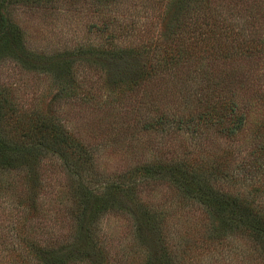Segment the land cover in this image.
Wrapping results in <instances>:
<instances>
[{
    "label": "trees",
    "instance_id": "trees-1",
    "mask_svg": "<svg viewBox=\"0 0 264 264\" xmlns=\"http://www.w3.org/2000/svg\"><path fill=\"white\" fill-rule=\"evenodd\" d=\"M56 1L0 0V69L12 64L29 73L43 72L66 96L76 97L80 80L89 98L94 97L93 82L104 75L112 88L105 91L107 100L97 101L116 109L126 105L133 112L136 134L174 137L186 132L208 143L209 135L224 138L232 149L222 154L220 162H237L238 172L229 179L225 163L226 172L205 170L183 159L165 164L152 159L122 173H104L97 164L99 149L68 129L53 102L45 110L19 104L12 84L0 79V173L23 171L35 177L44 159L60 160L75 206L68 240L42 244L25 236L17 244L0 242V264H122L98 233L97 223L107 214L128 221L130 238L140 246L133 251L141 254L142 264H264V199L259 187L264 182V113L254 121L255 135L244 137L260 110L257 96L261 95L258 100L264 105V25L254 14V4L248 0H172L175 13L166 33L170 40L154 47L158 56L151 44L144 48L142 43L138 48L131 42L117 45L111 32L104 46L90 44L54 57L31 52L21 31L5 22L3 9L10 3L48 6ZM75 1L90 4L104 16L112 9L143 3ZM144 1L161 8L162 0ZM107 28L103 24L97 31ZM143 52L150 61L146 68L135 63ZM75 55L87 56L84 62L95 81L85 83L80 72L83 66L75 62ZM164 77L175 80V93L183 105L181 101L155 102L148 94L139 104L130 101L128 93H143L148 84L160 87ZM116 91L118 99H112ZM243 147H247L245 153ZM229 181L237 186H223ZM159 186L177 197L176 210L169 212L152 201ZM193 208L200 210L199 229L191 233L185 228L186 240L177 234L183 243L171 245L178 231L170 228L167 216L171 213L173 220L188 223L197 217H192ZM235 237L246 241L247 252L231 250L230 254L229 250L227 254L226 247Z\"/></svg>",
    "mask_w": 264,
    "mask_h": 264
},
{
    "label": "rangeland",
    "instance_id": "rangeland-1",
    "mask_svg": "<svg viewBox=\"0 0 264 264\" xmlns=\"http://www.w3.org/2000/svg\"><path fill=\"white\" fill-rule=\"evenodd\" d=\"M248 2L254 4V14L264 25V0ZM142 4L139 2L136 7L128 5L125 9H112L105 16L95 12L90 4L75 0H57L48 6L10 3L5 5L2 13L6 23L15 25L21 31L26 48L44 56L54 57L65 51L77 52L90 44L104 46L110 32L113 42L117 45L123 46L131 42L138 48L142 43L144 48L151 44V49L155 51L154 56H158L154 47L163 46L170 40L166 33L173 21L172 14L175 13L173 3L172 0H162L161 8L152 3L147 4L144 0ZM103 24H107L109 28L97 31ZM145 56L143 52L135 59V63L146 68L150 61ZM86 57L75 55L73 59L83 66L80 72L84 73V81L87 84L91 79L95 81L96 76H91L93 72L86 68ZM0 79L12 84L19 104L45 110L53 102L68 129L99 149L97 164L99 170L104 173H122L137 165L150 163L152 159L162 161L159 163L163 164L183 159L205 170L224 169L226 172L225 163L228 164L226 178L229 179L232 173L236 175L238 172L237 162H220L222 154L227 152V149H232L226 146L224 138L209 135L207 140L211 143H208L202 138L194 139L186 132L174 137L152 133L149 136L136 134L133 127L135 119L131 116L133 112L126 105L116 109L97 101L96 98L107 100L105 91L112 88L104 75L93 82L92 98L88 97L90 94L85 93L83 81L79 80L80 86L75 88L76 97L66 96L51 76L43 72L29 73L12 64L1 67ZM160 81V87L148 84L149 88L143 93L135 96L136 92L133 91L127 96H131V102L135 99L138 104L142 98L145 100L144 96L148 94L155 102L175 101L178 104L181 101L182 104L180 102L179 105H183L182 99L175 93L178 87L175 80L172 77H164L160 78ZM116 93L111 94L112 99H118L119 93ZM260 98L261 95L255 99L260 110L253 115L252 126L249 125L250 128L244 136L246 139L255 135L257 128L253 126L254 121L260 120L261 113H264V105L258 100ZM262 125L264 128V121ZM115 128L127 129L129 133L120 134ZM258 129L262 128L259 126ZM245 150L247 147L242 148L243 153ZM201 160L203 162H200ZM216 177L219 175L216 174ZM223 186L233 188L237 185L229 181ZM259 187L264 199V182ZM152 201L158 207L168 208L169 212L179 204L177 197L163 186L155 190ZM74 210L71 184L60 160L44 159L38 168V176L35 177L23 171L0 173V242L5 246L11 242L17 244L16 242L23 241L25 236L27 241L34 240L42 244L68 240L73 232ZM192 211V217H197L190 218L188 223H184L182 219L173 220L171 213L167 216L170 228H177L178 231L176 237L169 241L171 245H178L179 241L183 243L182 237L179 240L177 234L183 235L186 240L185 228L191 233H196L199 229L200 210L193 208ZM97 228L104 244L109 245L113 254L116 253L122 259V264H142V256L137 252L140 246L135 245L130 238L129 223L126 219L119 215L107 214L100 218ZM28 235L33 238H28ZM152 245L154 246L153 242ZM226 248L227 254L229 250L230 254L231 250L247 252L248 245L245 240L235 237ZM133 250H137V253ZM250 260L253 263L254 260Z\"/></svg>",
    "mask_w": 264,
    "mask_h": 264
}]
</instances>
